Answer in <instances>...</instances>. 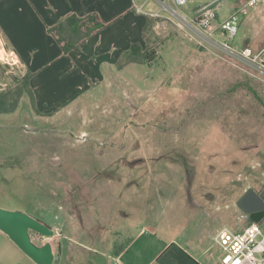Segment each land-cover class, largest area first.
Wrapping results in <instances>:
<instances>
[{
  "label": "rangeland",
  "instance_id": "1",
  "mask_svg": "<svg viewBox=\"0 0 264 264\" xmlns=\"http://www.w3.org/2000/svg\"><path fill=\"white\" fill-rule=\"evenodd\" d=\"M246 2L222 0L216 16L245 10L229 44L255 52L264 47V6ZM193 6L175 8L189 14ZM145 42L151 62H123L114 79L93 83L79 100L82 114L41 115L24 91L0 113L1 210H24L65 236L76 228L71 236L87 241L102 230L117 251L167 193L169 206H206L202 223L216 232L249 225L237 202L264 188V78L166 18L151 22ZM5 59L0 52V93H13L26 74ZM258 226L264 238V220ZM89 244L106 252L104 242Z\"/></svg>",
  "mask_w": 264,
  "mask_h": 264
},
{
  "label": "crops",
  "instance_id": "2",
  "mask_svg": "<svg viewBox=\"0 0 264 264\" xmlns=\"http://www.w3.org/2000/svg\"><path fill=\"white\" fill-rule=\"evenodd\" d=\"M157 5L154 0H0V52L15 58L29 75V88L39 114L55 115L63 109L68 114H82L85 108L79 105V100L87 95L93 83L105 77L114 79L120 70H126V66L124 69L121 66L132 46L137 45L141 52L146 50L148 22L166 18ZM155 14L161 17L156 18ZM68 17H93L97 28L86 37L82 33L74 36L77 47L64 54L48 30ZM165 197L167 202L154 208V219L140 225L118 251L112 241L103 238L102 230L97 237L89 234L87 241L71 236L76 228L65 236L58 226H48L59 233L41 241L34 234L36 242L31 239L38 246L51 244L52 264H97V258L104 259L105 264H220L221 252L214 242L218 232L202 223L201 213L206 206L195 203L169 206V193ZM107 211L106 207L103 212ZM69 224L74 225L72 220ZM99 241L106 245V252H99L89 244ZM0 264L35 263L0 232Z\"/></svg>",
  "mask_w": 264,
  "mask_h": 264
},
{
  "label": "built area",
  "instance_id": "3",
  "mask_svg": "<svg viewBox=\"0 0 264 264\" xmlns=\"http://www.w3.org/2000/svg\"><path fill=\"white\" fill-rule=\"evenodd\" d=\"M154 1L165 13L167 20L178 29L187 32L199 45L206 44L228 60L235 61L264 78V47L254 52L247 47L239 48L229 44L238 33V14L246 15L245 10L219 21L216 11L222 0H171L174 8L169 7L162 0ZM189 2L195 4L189 14L179 12L175 8L186 6ZM244 6L248 10H256L264 6V0H247ZM154 17L160 18L161 15L155 14ZM218 35L225 38V41L219 39ZM4 55L6 63L8 60L13 61L10 55L5 53ZM53 232L59 233L57 229ZM37 236L41 241L43 237ZM214 242L221 252L220 264H264V238L258 224H250L239 233L221 230L216 234Z\"/></svg>",
  "mask_w": 264,
  "mask_h": 264
},
{
  "label": "water",
  "instance_id": "4",
  "mask_svg": "<svg viewBox=\"0 0 264 264\" xmlns=\"http://www.w3.org/2000/svg\"><path fill=\"white\" fill-rule=\"evenodd\" d=\"M239 209L249 216L250 222L259 224L264 220V188L260 194L248 189L238 200ZM0 232L5 234L17 248L35 264H52L54 256L50 243L36 245L30 233L52 238L54 232L29 215L0 209Z\"/></svg>",
  "mask_w": 264,
  "mask_h": 264
},
{
  "label": "trees",
  "instance_id": "5",
  "mask_svg": "<svg viewBox=\"0 0 264 264\" xmlns=\"http://www.w3.org/2000/svg\"><path fill=\"white\" fill-rule=\"evenodd\" d=\"M85 19H79L76 17H68L63 22L59 23L53 29H49L48 32L56 39L62 48L64 54L72 48L77 47L74 43L73 37L82 33L83 36H87L92 29L97 28V23L93 17ZM88 24H91L88 26ZM87 25V26H86ZM151 27V22H148L145 32ZM153 53L148 51L141 52L137 45L131 47L130 51L125 56V62L127 64H137V63H147L151 62ZM24 92L28 93L32 97V93L29 89V75L26 74L24 79L21 81L20 86H18L13 93H0V113L12 112L17 104V101L21 94ZM250 222L249 224H251Z\"/></svg>",
  "mask_w": 264,
  "mask_h": 264
},
{
  "label": "flooded vegetation",
  "instance_id": "6",
  "mask_svg": "<svg viewBox=\"0 0 264 264\" xmlns=\"http://www.w3.org/2000/svg\"><path fill=\"white\" fill-rule=\"evenodd\" d=\"M263 190V189H262ZM262 190L261 191H259V192H256L257 194H260L261 192H262ZM247 217H248V219H249V216L247 215Z\"/></svg>",
  "mask_w": 264,
  "mask_h": 264
}]
</instances>
